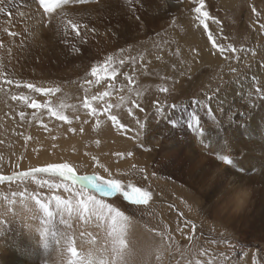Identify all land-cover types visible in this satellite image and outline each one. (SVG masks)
Instances as JSON below:
<instances>
[{
    "label": "rangeland",
    "instance_id": "374dc122",
    "mask_svg": "<svg viewBox=\"0 0 264 264\" xmlns=\"http://www.w3.org/2000/svg\"><path fill=\"white\" fill-rule=\"evenodd\" d=\"M97 1L68 0L60 6L72 7V4L78 6ZM123 1L126 4L120 10V4L113 2V7H107L110 11L103 12L97 20L90 17L96 14L84 15L82 19L73 14L65 17L62 29L69 32L64 35L63 42L68 54L63 53L62 60L50 66L54 69L49 70L46 80L38 79L31 72L28 74L27 68L22 66V63L28 65V58L21 55L23 61L20 62L19 52L9 48L21 45L24 38L31 36L23 28L26 21L19 20L23 17L21 12L31 8L30 11L42 17L47 18L49 14L45 15L43 10L30 3L20 5L17 0L4 5L6 12L0 13V48L7 56L3 54L4 60L0 59V177L5 179H0V187L5 190L1 188L0 192L5 194L17 190L24 196L25 192L32 191L33 197H39L40 206L47 205V208L41 207L40 213L45 214L38 221H44L46 216L48 221H52V213L59 208L68 210L65 205L58 207L55 200L70 201L71 207H74L73 204L79 200L78 192L94 194L103 203L111 204L137 220L145 214L149 216L147 229L161 237L159 244L150 240L148 246H142L144 249L139 247L142 253L138 257H148L149 264H239L249 257L253 259V264H264V242L254 237L250 225L247 224L243 231L238 229L235 235L231 230L223 231L221 224L209 222L214 213L233 212L232 207L237 205V200L233 198L238 191L230 188L233 178L228 181L225 178V182L222 179L219 188L210 186L219 174L218 167L222 165V169L236 171L240 182L254 175L256 178L250 180H256V183L250 181V186L255 188L258 185V167L249 170L250 166L242 163L241 154L236 156L233 153L226 131L229 129L234 134L236 131L239 137L248 130L256 131L247 128L241 118L245 112L242 110H251L250 105L254 104L255 110L262 111L264 106V29L261 28L264 25V0H203L202 5L201 0H174L180 4L178 11L166 5L167 8H161V12L154 2ZM196 7L201 8L200 13L194 11ZM204 12L208 13L207 17L203 16ZM188 18L195 23L192 30H199L203 34L202 39L209 44L205 48V56L200 53L202 43H195L187 33L185 22ZM67 20L78 23L79 36ZM3 24L7 27L3 28ZM98 28L109 36L101 44L97 38L105 34L100 33ZM10 32L15 35H10ZM209 32L218 44L231 45L235 52L219 54L208 39ZM118 44L120 46L114 51L105 53L109 45L114 47ZM80 48L84 49L82 55ZM25 53L33 62L40 61L37 54L32 55L26 49ZM207 55L212 62L205 61ZM65 56L69 63L65 62ZM108 57L112 59L105 65ZM93 67H107V72L99 71L94 76ZM113 71L116 73L114 77ZM7 79L13 83L9 85L5 82ZM29 83L58 91L39 93L23 86ZM17 84L20 86L17 87ZM240 87H247L246 97L239 96L240 101L244 98L242 103L236 102L235 106L231 100L224 101L234 97L232 93L235 90L238 94L244 93ZM33 102L41 107H31ZM49 109L68 117V120L58 119ZM112 116L116 117L115 121L110 118ZM255 117L256 111L253 120ZM261 118L256 123L264 124ZM219 128L221 136L218 135ZM252 137H257V134ZM259 137H264L262 132ZM175 141L181 145L180 157L185 153L191 159L189 166L196 175L193 178L196 188L187 185L182 176H178L181 173L173 162L177 157L174 151L165 152ZM233 141L240 143L236 139ZM170 156L173 157L170 159ZM219 156H227L231 164L226 165L218 159ZM161 157L164 158L162 163L159 162ZM209 157L215 160L216 167H210L205 177L206 168L211 164L207 160ZM64 162L73 166L78 176L119 179L122 185L145 188L151 191V200L147 205H132L119 196L101 197L95 192L94 184L89 183L91 177L72 180L49 173H35L27 177L20 175L35 168ZM148 162L153 164L152 168L157 164L161 168L149 171L144 165ZM206 184L210 187L207 190ZM245 192L244 198L252 197L254 202L256 197L253 198L252 192ZM196 194L201 204L193 205L188 197ZM125 196L137 202L127 194ZM249 202L250 211L259 213L258 206ZM37 209L40 210V207ZM118 209L114 210L119 212ZM49 212L51 215L47 214ZM262 218L264 220V215ZM44 234L47 233L41 231L39 235ZM58 235L61 236L59 232ZM261 238H264V232ZM92 239L98 241L94 236ZM45 243L58 246L52 250L54 259L51 264H56L62 246L56 245L58 240L50 243L45 239ZM159 250L163 252L158 255ZM48 258L40 263L48 264Z\"/></svg>",
    "mask_w": 264,
    "mask_h": 264
},
{
    "label": "bare ground",
    "instance_id": "6f19581e",
    "mask_svg": "<svg viewBox=\"0 0 264 264\" xmlns=\"http://www.w3.org/2000/svg\"><path fill=\"white\" fill-rule=\"evenodd\" d=\"M34 1L33 0H17V2H20V5H25L26 3H30L31 6H34L36 9L39 7L41 10H43L39 6L38 0H34ZM75 1H78V0H75ZM99 1H101V0H99ZM99 1L94 2V3L90 2L88 4L78 5V6L77 5L73 6V4H72V7H67V5L59 6V8H57L54 12L49 14L50 16L48 15L47 18L42 17L40 14H38L34 11H30V10H32L31 8L26 9L27 12H25V11L21 12L23 17H21V18L18 17V18H20L19 20H21V21H24V22L26 21L23 28H24V30L28 31L31 34V36L30 35H29V37L25 36L26 38H24V42L21 43V45H17V46L12 47V48L10 47L9 49H12L14 52H19L18 60L20 62L23 61L21 55H24L28 58L27 59L29 61L28 65H25L22 63V66L27 68L28 74H29V72H31V75L37 76L38 79H45L46 80V78L49 76V70L54 69L53 67H50V66L52 64H55L56 61L58 63L59 60H62L63 55L68 54V49L66 47V44L64 47L63 38H64L65 34H68L67 32H69V30L66 32L64 29H62L63 28L62 25H63L64 21H66L65 17H67V15L73 14V15H76L77 17L81 18L87 14H89V15L96 14L95 16H90V17L91 18L95 17L94 19L97 20L100 17V15L103 14V12H105V11L109 12L110 11V8L107 9V7H113L114 6V5H112L113 2H118L117 4H120L119 10L123 6H125V4H126L123 0H102L101 2H99ZM135 1L140 2L142 4H144V3L147 4V2H149V3L154 2L156 7L160 9V12H161V8H162V10H164L166 5L168 6V8L172 9L173 11L174 10L178 11V9L180 8V4L177 3V1L174 2V0H135ZM11 2H12V0H5L4 5L9 4ZM68 4H70V3H68ZM74 4H76V3H74ZM4 5H2V7H6ZM119 13L121 15V12H119ZM156 14H157V11H156ZM29 16L31 17L30 19L28 18ZM191 20L188 18L187 22H185V25H187V33L189 34L190 39L192 41H195V43L196 42L202 43L203 46L200 50V53H202L203 55L204 54L206 55L207 52H206L205 48L208 47L209 44H206V41L204 39H202L203 34H201L199 30H196V29L192 30V26H194L195 23H193V21H191ZM134 24H135V22H134ZM4 26L7 27L6 25L3 24L2 27L4 28ZM87 27H89V26H87ZM98 29H99L100 33L105 34V35H101V36H103V38H101V36H100V38H97L100 40L99 43L101 44V43H104L103 40L109 36H107V33L102 32L101 28H98ZM121 35H123V34H121ZM99 43H98L97 47H99ZM71 44H73V43H71ZM120 44H118L114 47L109 45L106 49L104 47L102 50L105 49V53H108V51L109 52L114 51L118 46H120ZM191 45H192V43H191ZM83 47H84V45H83ZM199 47H200V45H199ZM25 49H26V51L32 52V55H33V53L37 54L40 58V61L39 62H36V61L33 62V60L30 59V57L25 53ZM187 49H189V48H187ZM82 50H84V49H82V48L79 49V53L81 52L80 53L81 55L83 54ZM209 52H210V50H209ZM63 53H65V54H63ZM3 54H4V50H2L0 48V59H1V61L4 60L3 56L5 54L4 55ZM72 54H74V53H72ZM203 55L201 56L202 58H203ZM209 55H207L205 57L206 62L207 61L212 62L211 57ZM5 56H7V55H5ZM66 56H69V55H66ZM66 56L64 58L65 62L69 63L68 62L69 59ZM70 56H73V55H70ZM194 62L197 64L196 59ZM2 64H5V63H2ZM11 65H9V66H11ZM240 88L242 89V91L244 93L238 94V92L235 90V91H233V93L231 92L232 96H234V97L226 98V99H224V101L225 100H229V101L231 100V102H234V104L236 106V104L240 101L239 96L246 97V88L247 87L246 88L240 87ZM236 89H238V87H236ZM223 95H224V93H222V96ZM242 99H244V98H241V101H242ZM250 106H251V110H250V108L249 109L243 108L244 110H242V112L243 111H245V112L242 113L241 118L243 119V121H245L247 128L254 129V130L256 129V131L252 132V131L248 130L247 132L243 133L244 135L239 137L236 135L237 134L236 131H234L235 132V134H234L232 131L227 129L226 134H227V139H228L227 142L230 144V147L233 150V153L236 156H238V154H241L242 161H243L242 163H244L245 166H250L249 170L252 167H255V166L258 167V170H257V173H258L257 183H258V185L255 188H254V186L253 187L250 186L251 185L250 181H254V180H250V179L256 178V177H254V175L251 176L253 178H248L244 182L241 181V182L245 183L246 184L245 185V184H242L240 181H238V180H241V178L239 177L240 175L236 174L237 173L236 171H234L230 168H229V170H227L228 168L222 169V167H223L222 165H221V167H218L217 170H218L219 174H217L216 177H214V180L210 184V186L214 185L215 188H219L218 185H220V182H223V180L225 182V178L227 179V181L229 178H233V181H231V183H230V188L232 191H238V194L235 192L236 195L235 196L232 195L231 197L234 196L233 199L237 200V201L235 200L237 205L233 206V207L230 206V207L234 208L233 212H221V213L216 212V213H214V215L212 214L213 215V216H211L212 219L209 220V222L221 224V226H223L222 227L223 231L231 230L234 232L235 235L238 234L237 233L238 229H239V231H243V230H245V228L248 224V225H250V230L253 231V233H254V237L255 238L258 237L260 242H264V238H261V234L264 232V220L262 218V216L264 215V137L263 138L259 137V134H261V132L264 135V130H262V128H263L262 126H264V124L261 125V123L260 124L256 123V121L260 117H262L261 119L264 120V106L262 108V111H260V109L255 110L256 107L254 104H251ZM255 111H256V117H255V119H254L255 121H254L253 115H254ZM263 123H264V121H263ZM219 131H220V133H218V135L221 136L222 131L220 130V128H219L218 132ZM231 134H232V137H231L232 140L230 138ZM254 134L255 135L257 134V137L251 138V136H254ZM233 139L239 140L240 143H235L233 141ZM221 140H222V138H220V141ZM180 146H181L180 142L175 141V144H172V146L168 147V149H166L165 152L169 153L171 151H174V155H177V157L175 158V160L173 162H175L176 169H179V172L181 173V175L178 174V176L179 177L182 176V180H184V182L187 185L193 186V185H195L193 178H195L196 175L194 173V169L189 166V162L191 161V159L185 153H182L181 157H180L179 152H182V151H180V148H181ZM244 147H245V151L243 152ZM186 148H188V147H186ZM209 152H211V149L209 150ZM259 153L261 155H259ZM171 157H173V156H170V159H171ZM195 158H197V156ZM162 160L164 161L163 157L160 158L159 162H161ZM207 160H209V163H211V164H209V166L206 168L205 172L207 175L205 177L208 176V174L210 172L209 171L210 167H212L213 165H215L214 167H216L215 160H212V158H210V157L207 158ZM165 161H166V159H165ZM247 162H248V164H247ZM168 164H166V165H168ZM179 164H181V166H179ZM144 165L146 166L145 169H147L149 171L152 170L154 172H155V170H159V168H161V166H159V164H157L155 167H153L154 168L153 169L152 168L153 164L151 165L149 162L145 163ZM177 165L179 166V168L177 167ZM160 171H162V170L160 169ZM197 173L199 175V172H197ZM199 176H201V175H199ZM242 176H243V174H242ZM209 177H211V176H209ZM209 180H212V179H209ZM157 183L158 182H156V186H157ZM193 187L196 188V186H193ZM243 187H245V189ZM1 188L2 187H0V190H1ZM208 188H210V187L206 184L205 190H207ZM2 189H4V188H2ZM7 189L10 190L11 188H7ZM240 191H242V192H240ZM245 191H247V192L251 191L252 192L253 198H254V196L256 197L254 202H252V197L248 199L247 197H249V196L246 195L247 197L244 198V193H246ZM13 192H11V193L6 192L5 194H4V192H2V193L0 192V264H41L40 262H44L43 259L45 257H49L47 260V263L51 264L53 262V259H54V252L52 250H55L56 248H58V246H52L50 244L45 243V239L50 243L52 241L56 242L58 240L59 243L58 244L55 243V244L62 246L60 248L61 252L56 257V264H149L148 257H138L142 253V252H140L142 250L139 247L147 245L150 240H154L155 243H157V244H159L161 242V237L159 235H157L156 233H154L152 231H149L150 229L149 230L147 229L148 223L146 222V220L148 219L149 216H147L145 214H142V218L140 220L134 219L130 215L126 214L127 219H126V221L122 220V224H121L122 231H121L120 236H119V239L125 241V244L120 245L119 240L114 238L113 236H111L112 228H111L110 223H111V219H115L116 216L122 217L123 215H121L118 211L112 209L111 206H108V208L114 213V216L109 221L106 218V213H107L106 209L103 210L105 212V217H103V218L98 217L95 214H91V216L88 217L85 214V216H84L85 218L83 219L82 217H80L81 214L79 212L69 211L67 209L62 210L61 208L57 209V211L55 213H52V218H53L52 221H48L47 216L45 217L44 221H41V220L38 221L39 218H41L45 214V213H40L41 206H40L39 200H38L39 197H37V196L33 197L34 195H32V191H31V193H30V191L25 192L24 196L21 195L22 192H19V191L17 192V190H15L14 193ZM183 193H186L185 190H183ZM190 194H191V192H190ZM224 195H225V193H224ZM188 198L191 199L193 205H195V204L198 205L199 202H198V195L197 194H196V196L193 195L192 198L191 197H188ZM235 201H234V203H235ZM249 201H251L253 204H256L258 206L257 209L262 211L263 213H261L260 211H259V213H257V212L252 213L253 210H252V212L250 211V209H252V208H249L248 205H250V204L247 203ZM258 201H259V203H257ZM252 203H251V205H252ZM199 204H201V203H199ZM76 205H77V202H75L73 204L74 207H76ZM145 205H147V204H145ZM256 205H254V206H256ZM37 207H40V210L37 209ZM253 209H255V208H253ZM205 212H206V210H205ZM250 212L252 213V215ZM47 214H49V213H47ZM67 223H69V224H67ZM161 229H163V228H161ZM41 231H45L47 234L46 235L45 234L39 235L41 233ZM58 232L61 236L58 235ZM93 236L96 237V239H98L97 242L92 239ZM72 247H75L77 250V254L75 256H73L71 251H70V249ZM151 247H153V245ZM145 250H146V246H145ZM157 250L158 249H156V251ZM162 250L158 251V255L162 254V252H163ZM49 251H52V252H49ZM221 251H218V252H221ZM226 253H227V251H226ZM145 255H147V254H145ZM156 256H157V253H156ZM158 257L159 256H157V258ZM158 260H159V258H158ZM253 263H254L253 259L251 257H249V258L244 259L239 264H253ZM44 264H46V263H44ZM158 264H159V262H158Z\"/></svg>",
    "mask_w": 264,
    "mask_h": 264
},
{
    "label": "snow or ice",
    "instance_id": "6c2138e0",
    "mask_svg": "<svg viewBox=\"0 0 264 264\" xmlns=\"http://www.w3.org/2000/svg\"><path fill=\"white\" fill-rule=\"evenodd\" d=\"M68 0H38L39 6L43 9V12L45 15L51 14L52 12H54L56 10L57 7H59L60 5L67 3ZM5 0H0V5H4ZM203 4V0H201V5ZM195 12L200 13L201 12V8L200 7H196L194 9ZM255 11V10H254ZM6 12V8L5 7H0V13H5ZM204 17L208 16L207 12L203 13ZM69 25H71L72 29L74 31H76L77 36L80 35L79 31H78V23L75 21H71L69 20L67 22ZM205 27V31H207V25L204 26ZM261 28L264 29V25H261ZM10 35H15V33H9ZM208 39L210 41L213 42V47L218 49V53L221 55H224L226 52H235V48L232 47L231 45L228 46H223L218 44L215 39L214 36L211 32H209L208 34ZM228 57L225 55V59H227ZM111 57L107 58V61H105V65H107V63L109 61H111ZM92 71V75H97L99 71H105L107 72V67H105L104 69H100L98 67H93L91 69ZM115 72H112V76H115ZM6 83H8L9 85H11L13 83L12 80L7 79L5 81ZM20 85L17 84V87H19ZM24 87L28 88V89H32L36 92L39 93H50L52 91H58V89H45L42 87H36L33 84H25L23 85ZM164 91H166V89H163ZM106 95V93H105ZM16 97H13V99H15ZM31 107L33 108H38L41 107V105H39L38 103L33 102ZM49 111L52 113L53 116H57L58 119L60 120H64L67 121L68 117L66 116H61L59 115L57 112L52 111V109H49ZM113 121L116 120L115 116L110 117ZM125 130L127 131L128 129L125 128ZM74 131V130H73ZM131 155V154H130ZM218 159L220 161H222L223 163H225L226 165H230L231 164V160L227 157V156H219ZM107 170V169H106ZM143 171V170H142ZM35 173H49L53 176L55 175H59L61 177H64L65 179H72V180H81V178H84V180H87L88 177H91V181H89L90 184H94V189L96 193H99L101 195V197H116L119 196L121 197L125 202L130 203L132 205H145L147 204L152 197V193L149 190H146L145 188L133 185V184H127V185H122L121 180L119 179H97V176L92 175V176H78L75 175L74 173V169L73 166H71L68 162H64V163H54V164H49L47 165V167H40V168H35L33 169L30 173L26 172V173H21L20 175L22 177H27L29 175H34ZM0 179H5L4 177H0ZM7 179L11 180L12 177H7ZM57 187H60V185H57ZM65 190H68L67 185H64ZM125 194H127L128 196L133 197L137 202H133V200L127 199ZM76 195L79 197V200L77 202V205L75 208L71 207V202L70 201H64V200H55L57 202V206H61V205H65L68 207L69 211H75V212H79L81 215L80 217H84L85 213L88 214H95L98 217H105V212L103 210H107L106 213V218L109 221L113 216L114 213L108 208V205L111 204H105L103 203V201L101 199H98L96 197V195L94 194H84L82 192H78L76 193ZM41 207L43 208H47V205H41ZM112 209H118L115 208L113 205H111ZM119 212L123 213V216H116L115 219H111V236H113L114 238L119 240V244L123 245L125 244V241L119 239L120 233L122 231L121 229V224H122V220L126 221L127 216L126 214L121 211L120 209H118ZM49 215H51V213L49 212ZM71 253L73 256H75L77 254V250L75 247H72L70 249Z\"/></svg>",
    "mask_w": 264,
    "mask_h": 264
}]
</instances>
